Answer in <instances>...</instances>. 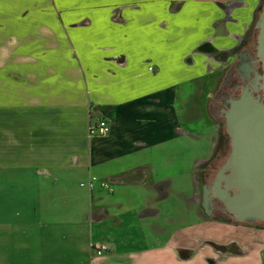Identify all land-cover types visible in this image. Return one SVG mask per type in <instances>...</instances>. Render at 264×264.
<instances>
[{
	"label": "crops",
	"instance_id": "obj_1",
	"mask_svg": "<svg viewBox=\"0 0 264 264\" xmlns=\"http://www.w3.org/2000/svg\"><path fill=\"white\" fill-rule=\"evenodd\" d=\"M263 3L0 0V264H264V229L203 216L195 179L226 69L199 47L241 50Z\"/></svg>",
	"mask_w": 264,
	"mask_h": 264
},
{
	"label": "water",
	"instance_id": "obj_2",
	"mask_svg": "<svg viewBox=\"0 0 264 264\" xmlns=\"http://www.w3.org/2000/svg\"><path fill=\"white\" fill-rule=\"evenodd\" d=\"M254 25L256 61L261 72L256 70L251 88L242 84L240 95L230 99L229 108L223 109L231 150L216 171L211 186H202L201 204L205 210L213 195L234 212L242 211L248 201L256 203L255 211L264 208V102L259 93L254 94L261 89L264 95V3ZM199 49L209 53L218 51L209 42L202 43ZM232 187L237 191L230 193Z\"/></svg>",
	"mask_w": 264,
	"mask_h": 264
},
{
	"label": "flooded vegetation",
	"instance_id": "obj_3",
	"mask_svg": "<svg viewBox=\"0 0 264 264\" xmlns=\"http://www.w3.org/2000/svg\"><path fill=\"white\" fill-rule=\"evenodd\" d=\"M255 39L256 30H254L253 34L251 33V37H249L246 33V38L243 37L240 40L239 45L242 46L241 50L238 51L237 47H231L218 50L215 53V57L218 61L225 63L224 68H226L222 80L219 82L208 103V111L217 125V137L213 150L209 154L208 158L196 169L195 179L196 183L200 186L198 195L201 207L200 209L203 216L213 220L228 222L233 225L264 229V208L252 212H246L243 210L234 212L229 210L224 201L216 195L212 196L208 210H205L201 204L202 186H211L216 171L225 161L231 150L229 133L227 132L224 124L225 115L223 109L229 108L230 99L236 98L240 95L242 91V84H244L243 86L251 88V82L255 77L256 70L261 72L260 63L256 61L257 56ZM258 93L262 98L261 100L264 102L262 90L260 89L259 91L254 92V94ZM235 191H237V189L234 187L229 190L230 193H234ZM234 245L235 240H230L227 246H222V250L226 251L229 246L231 247ZM262 250H264V248ZM261 256L264 260L262 252Z\"/></svg>",
	"mask_w": 264,
	"mask_h": 264
},
{
	"label": "built area",
	"instance_id": "obj_4",
	"mask_svg": "<svg viewBox=\"0 0 264 264\" xmlns=\"http://www.w3.org/2000/svg\"><path fill=\"white\" fill-rule=\"evenodd\" d=\"M110 131V125L107 119L98 117L95 119L89 118L87 125V134L91 136H104ZM97 177L93 174H89L87 180L81 184L86 185L88 189H92L94 184L97 182ZM99 183L102 186L109 187L108 181L100 180ZM109 249V243L104 241H90V253L100 255Z\"/></svg>",
	"mask_w": 264,
	"mask_h": 264
},
{
	"label": "rangeland",
	"instance_id": "obj_5",
	"mask_svg": "<svg viewBox=\"0 0 264 264\" xmlns=\"http://www.w3.org/2000/svg\"><path fill=\"white\" fill-rule=\"evenodd\" d=\"M84 1V0H83ZM85 1H89V2H95V1H102V2H111V1H122V2H129V1H131V0H85ZM200 104L202 103L201 101L199 102ZM201 108H202V106H198L197 107V110L199 111V110H201ZM196 187H197V191L198 190H200V186L198 185V183H196ZM177 188V187H176ZM176 194V192L175 191H172V190H170V193H169V197L172 199V201L173 202H175L174 201V195ZM261 203V202H260ZM260 203H259V205H260ZM259 207V206H258ZM255 208H256V203L255 204H252L251 202H247V204L244 206V209H243V211H246V212H252V211H255ZM203 212V211H202ZM180 215V214H179ZM175 219H177V217H175ZM164 220H165V216H164ZM169 226V225H168ZM169 228V230H171L172 229V226H169L168 227ZM166 235L168 236V233H164V240H165V238H166Z\"/></svg>",
	"mask_w": 264,
	"mask_h": 264
},
{
	"label": "trees",
	"instance_id": "obj_6",
	"mask_svg": "<svg viewBox=\"0 0 264 264\" xmlns=\"http://www.w3.org/2000/svg\"><path fill=\"white\" fill-rule=\"evenodd\" d=\"M260 10H261V7H260V9H259V12H260ZM259 12H258V14H259ZM258 14H257V16H258Z\"/></svg>",
	"mask_w": 264,
	"mask_h": 264
}]
</instances>
